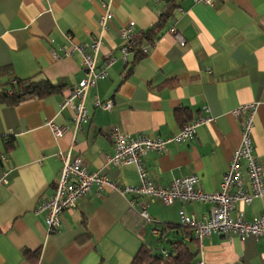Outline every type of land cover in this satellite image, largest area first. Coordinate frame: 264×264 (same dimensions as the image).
Instances as JSON below:
<instances>
[{"label":"crops","instance_id":"0c3cea01","mask_svg":"<svg viewBox=\"0 0 264 264\" xmlns=\"http://www.w3.org/2000/svg\"><path fill=\"white\" fill-rule=\"evenodd\" d=\"M108 1L112 18L96 67L102 68L107 54L115 60L107 77L89 88L87 118L72 143L73 111L61 110L60 103L84 74L73 46L92 42ZM168 1L0 0V89L10 88L13 78L29 77L62 86L61 92L44 98L0 103V156L5 157L0 159V178L4 168L14 167L8 184H0V264H131L143 244L167 253L168 244L179 237L168 226H178L181 216H208V202L165 205L146 195L94 186L60 214V227L48 232L45 214L36 207L54 192L61 154L69 152L88 171L121 186L139 184L135 164L103 168L114 151V127L126 135L166 137L211 116L189 141L169 142L162 151L145 150L138 156L156 185L167 187L175 177L196 175V187L210 193L218 190L240 141L239 118L232 112L254 102L253 153L264 176V0H176L158 33L151 40L142 37L139 49L133 47L122 60L119 29L133 21V36L139 37L159 21ZM95 99L111 100L112 109L95 106ZM49 122L65 128L62 136H53ZM242 173L246 179L244 167ZM143 210L149 219L141 216ZM262 212L264 198H255L250 204L237 202L231 215L255 220ZM153 227L165 229L162 242L152 236ZM192 236L186 242L196 254L194 264H264L262 236Z\"/></svg>","mask_w":264,"mask_h":264},{"label":"built area","instance_id":"2783aa9c","mask_svg":"<svg viewBox=\"0 0 264 264\" xmlns=\"http://www.w3.org/2000/svg\"><path fill=\"white\" fill-rule=\"evenodd\" d=\"M194 1L207 4H213L214 2V0ZM103 8L104 11L98 21V31L92 42L73 46V50H76L81 56V67L84 74L60 103L61 110L68 108L73 111L72 143L74 142L75 132L87 118L85 101L89 88L94 87L99 80L107 77V69L115 60V57L107 54L102 68L96 67V59L102 45L103 34L107 29L108 21L112 18L109 1L103 3ZM133 26L134 22L131 21L119 29V37L123 42L119 48V56L124 61H126L127 53L135 45ZM169 31L175 35L180 45L184 44V40L176 34L174 28H170ZM142 49L146 51L145 47ZM94 105L110 111L113 102L111 100L101 101L95 99ZM256 109L257 104L251 102L238 106L232 112L239 118L240 141L232 153L219 188L215 192L209 193L198 189L196 185L199 179L196 175L175 177L167 187H160L149 178L138 157L145 150L162 151L169 142L189 141L195 135L196 128L199 125L212 121L213 118L207 115L184 124L176 134L166 137H148L144 134L126 135L118 127L112 128L110 137L114 151L112 155L106 157L103 168L108 169L113 166L135 164L139 175V184L135 186L116 184L104 174L88 171L82 159H71L69 152L61 154L62 167L54 192L50 197L39 200L36 212L45 214L47 230L48 232H54L60 227L59 216L64 210L74 207L78 200L89 192L92 187L105 188L107 186L110 190L117 191L122 195L133 193L157 198L165 205H170L175 200L211 203L209 214L203 219L197 220L189 216H181L180 218V223L191 228L199 240L211 233H219L227 238L237 236L240 240L250 235L264 237V212L255 220H247L241 214L236 217L231 215L237 202L250 204L255 198H264L262 165L253 153L252 144ZM48 125L55 138L62 136L65 131V128L56 126L52 122H49ZM0 159L5 161L3 155L0 156ZM242 167L246 170V179L243 176ZM13 169V166L4 168L0 184H8V176ZM141 216L149 219L145 210L141 212ZM151 234L154 237L159 236L160 231L153 227ZM199 264L206 263L200 261Z\"/></svg>","mask_w":264,"mask_h":264},{"label":"trees","instance_id":"16d2710c","mask_svg":"<svg viewBox=\"0 0 264 264\" xmlns=\"http://www.w3.org/2000/svg\"><path fill=\"white\" fill-rule=\"evenodd\" d=\"M167 10L161 14L159 21L150 28L147 32H143L139 37H135V46L137 48L140 44L138 41L143 37L151 40L158 31L163 27L165 21L171 14V9L175 8L176 0H169ZM139 39V40H138ZM139 48H137L138 50ZM136 50V49H135ZM62 86L54 84L47 79L36 80L33 77L29 78H13L10 83V88L0 89V103H7L10 105H17L20 102L30 98H44L53 93L61 92ZM156 228V227H154ZM158 229V228H157ZM168 229L179 231V237H175L169 244L167 253L154 252L145 244L141 245L132 258L131 264H194L195 252L191 250L186 242V239H193V231L188 226H168ZM160 235L156 238L158 242H162V237L165 229H159ZM30 254L26 251V255ZM31 256V255H30ZM34 258L37 254L33 255Z\"/></svg>","mask_w":264,"mask_h":264},{"label":"water","instance_id":"95a60500","mask_svg":"<svg viewBox=\"0 0 264 264\" xmlns=\"http://www.w3.org/2000/svg\"><path fill=\"white\" fill-rule=\"evenodd\" d=\"M165 243H167V242L165 241Z\"/></svg>","mask_w":264,"mask_h":264}]
</instances>
